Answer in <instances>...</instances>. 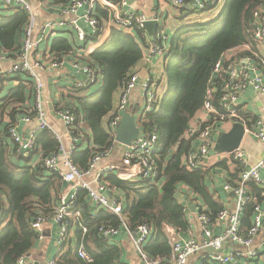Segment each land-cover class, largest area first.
Instances as JSON below:
<instances>
[{
	"label": "trees",
	"instance_id": "16d2710c",
	"mask_svg": "<svg viewBox=\"0 0 264 264\" xmlns=\"http://www.w3.org/2000/svg\"><path fill=\"white\" fill-rule=\"evenodd\" d=\"M217 2L200 11L187 5L178 9H182L186 15H191L211 9ZM260 8H264V0H224L214 19L184 24L170 37L164 56L167 91L161 98L159 110L139 117L138 121L141 132L149 134L156 130L157 145L153 157L158 165L159 178L163 177V181L153 184L150 180H122L114 171L106 172L102 176V180L111 188L123 192L122 217L128 229L135 230L140 224L152 227L153 235L143 246V251L150 258H159L163 263L168 261L170 245L163 232V223L181 232L189 230L184 208L176 199L177 186L184 183L199 191L203 186V175L200 171L188 170L182 164V157L193 146L192 139L185 138L184 133L195 112L202 109L209 85L214 89V103L217 104L225 73L222 71L215 76L214 64L227 51L256 42L252 36L250 21L253 12ZM26 21L27 14L20 7H0L1 50L12 53L18 49V46L14 45L15 37L23 35ZM133 30L137 31V35L141 32ZM54 47L57 52L62 50L64 55L72 50L68 43L63 44L61 41L55 42ZM142 57L143 52L136 36L113 28L107 40L94 49L89 57L91 65L102 75V87L86 95L88 87H71L72 91L65 96L67 100L63 105L71 109L76 117L74 128L81 122L83 127L91 130L95 142L101 145L81 154L83 167L77 164L73 151L72 160L79 168L88 167L90 156L95 150L107 149L113 143V136L102 128V117L112 107L113 92L121 88L132 68ZM230 63L223 60L224 68ZM12 79L18 80V84L11 86L0 99V264H17V259L30 251L37 238L36 232L31 228V221L37 214L50 216L60 201L63 189V182L57 172L48 171L37 162L20 165L9 158L11 149L13 155L18 153L15 151L16 147H11L12 144L7 140L8 127L33 89L32 78L23 73L1 76L0 83L2 85L4 81ZM211 80L213 81L210 82ZM5 117L9 118L8 122H5ZM206 125L207 123H203L201 127ZM81 131L77 126L74 133L82 138ZM36 142L41 148L45 146L52 149V153L59 146V142L49 130H42L36 137ZM33 152L34 150H31L29 155ZM25 161L29 162L30 159ZM250 184L256 185L249 182L247 187ZM249 191L255 201L246 204L243 209L242 231H246L251 224L253 205L261 203L260 194L264 189L254 186ZM72 211L79 212V218H71L70 225L76 227L78 238L83 240L89 258H80L76 249L67 245L65 239L55 255L57 264H117L119 248L105 240L99 234L98 228L102 225L118 227L121 224L120 219L104 208L96 207L95 211L83 189L76 192ZM207 214L212 220L217 215L210 212ZM82 226L86 229L85 232ZM211 263L206 260L201 262Z\"/></svg>",
	"mask_w": 264,
	"mask_h": 264
},
{
	"label": "built area",
	"instance_id": "2783aa9c",
	"mask_svg": "<svg viewBox=\"0 0 264 264\" xmlns=\"http://www.w3.org/2000/svg\"><path fill=\"white\" fill-rule=\"evenodd\" d=\"M129 0H68L64 6L59 7L62 15H73L74 18L70 24L77 32V40L81 45L76 46L67 54L61 57L47 55L41 59L36 52L42 42L48 36L56 31L64 22L48 19L46 22L37 26V13L35 5L30 0H0L1 8L20 7L27 14V21L23 29L22 42L20 47L12 53L0 49V62L3 60L11 61L8 73H23L32 78L35 86V104L34 112L37 119V127L27 136H23L17 129L16 123L19 121L28 122L31 115L25 113L21 118L14 119L8 127V135L16 146L18 154L23 155L31 151L36 144L37 131L50 130L59 142L55 152L40 158L37 163L48 171L57 172L63 183L70 184V190L61 193L60 201L54 208L50 216L37 214L31 221V228L36 232V240H41V230L43 225L52 220L57 226V246L60 248L66 239L70 227L71 218L78 219L79 212L72 211L76 192L79 189L86 191L88 201L95 204L97 208H104L115 214L121 221L120 226H105L98 228L99 234L105 239L118 233L119 228H124L132 238L134 246L139 252L141 260L145 264H187L188 259L202 251L203 249L219 250L225 240H229L241 247L240 250H233L227 254L215 252L210 255V261L216 264H225L234 260H252L257 257L258 251L253 247L255 236L264 232V213L259 204L255 203L252 210L251 224L245 232L241 230L242 212L246 204L255 201L253 194L247 189L249 182L260 184L263 179L260 176V170L264 167V159L254 165H247V156L240 147L230 153H226L234 162L241 166L239 182L236 185L225 183L223 188L231 190L236 198L235 208L232 212L223 209L219 211L214 220L209 214L200 212L198 219L202 226L203 242L199 244L193 236L182 237L179 231L173 226L163 223V232L170 245V253L166 263L161 262L159 258H150L144 251L143 246L153 235V229L150 225L140 224L135 230H129L123 220V202L115 195L113 189L102 180V176L109 171H114L116 176L122 180L144 181L150 180L162 182L163 177L159 178L158 165L155 162L153 154L156 150L157 133L154 129L149 134L140 130L138 137L129 145H125L124 154L120 165L107 166L103 170H98L97 166L101 159L109 156L115 141V128L118 125L121 116L129 109V98L132 90L140 81L139 74L132 70L119 89L118 103L116 109L112 112L108 122V132L113 136V143L107 149L95 151L89 159L88 167L79 168L72 160V153L76 149L79 137L74 133V121L76 117L68 107H61L57 114L63 120L64 125L71 134V146L65 148L62 144L61 136L54 131L45 119V113L42 108L41 92L43 81L41 74L49 72L54 68L62 67L65 63L73 66L77 72L82 74V78L73 80L74 88H85L96 84L100 78L99 70L91 65L89 61L90 54L94 51V37L100 32L99 18L97 8L105 9L110 18L111 25L115 29H136L144 30V23L147 20L159 21V16L153 14L146 16L129 9ZM217 0H171L173 8H181L185 5L197 11L205 10L208 6L215 4ZM252 36L255 41L264 40V8L253 12L251 21ZM85 26L88 31L83 28ZM169 40L168 34L162 30L156 31L150 42V53L159 57L166 54V43ZM237 48V47H236ZM235 49V48H234ZM233 50V49H231ZM230 50V51H231ZM66 55H72L65 58ZM223 56L214 64L213 72L217 76L220 72L225 73V79L222 84L221 92L214 103L213 87L210 85L206 89L205 98L202 105V111L206 115L208 125L204 127L188 126L184 133L185 138L192 139V147L186 153L182 164L188 170H194L202 164L210 154L215 143L214 131L218 122L237 121L245 123L239 118L237 105L239 95L246 89L251 88L255 92L264 94V75L255 73L256 69L264 66V61L260 65L247 66L243 63L231 64L224 68ZM251 72H254L251 75ZM4 76V75H2ZM211 80L210 82H212ZM157 80L151 75H146L141 81L142 104L139 110L140 116H145L149 112L159 110L161 95L158 90ZM250 132L258 140H264V122L257 119L254 122L253 129ZM226 220L225 228L219 233L214 234L211 225L213 221ZM83 232L86 231L82 226ZM59 251V250H58ZM77 255L80 258L88 259L89 256L82 244L77 248ZM58 253V252H57ZM31 253L22 254L17 259V264H31ZM264 259V254H263ZM44 264H57L56 257L49 258Z\"/></svg>",
	"mask_w": 264,
	"mask_h": 264
},
{
	"label": "crops",
	"instance_id": "0c3cea01",
	"mask_svg": "<svg viewBox=\"0 0 264 264\" xmlns=\"http://www.w3.org/2000/svg\"><path fill=\"white\" fill-rule=\"evenodd\" d=\"M30 1H32L36 8L37 26L43 25L48 19L64 22L59 28H56V31L53 34L48 36V38L40 44L36 52L37 56H39L41 59H44L49 54L54 56L63 55L62 50H59L57 52L56 48L54 47L55 42L61 41L63 42V44L68 43L72 49H74L78 45H81V43H79L77 40V32L75 28L70 24V21L74 18V16L62 15L60 13V10L58 9V6H64L68 0ZM128 4L129 9L132 12H137L146 16H152L153 14H157L159 16L157 31L162 30L164 33L168 34L169 40L166 43L167 50L170 42V37L181 26L188 23L190 24L198 22H208L214 19L221 10L224 4V0H218L216 6L209 10L191 15L184 14L182 9L179 10L178 8H173V6H171V0H129ZM97 15L99 18L100 33L98 34L97 38L94 39L93 48L95 49L99 48L107 40L111 30L113 29L111 25V18L105 9L98 7ZM83 28L85 29V31H88V28H86L85 26H83ZM123 31L126 33L134 34L136 36V40L137 42H139L143 52L142 59L135 64L132 70H136L138 72L140 81L146 75H151L154 79H156V84L158 85V90L160 91V95L162 98L167 91L166 77L164 73L165 57H159L150 53V42L152 41L154 35L151 36L145 29L139 32V35H137V31L133 29H125ZM21 42L22 36L20 37V35H17L15 37L14 45H17L19 48ZM252 45L243 44L231 51L229 50L223 55V59L226 61H230L231 63L229 65L237 63H243L247 66L260 65V62L264 61V40L256 41ZM71 56L72 55H66L65 58H69ZM10 65L11 61L9 60H3L0 62V77L6 74H14L8 73ZM254 72L262 73L264 75V66H261L260 69H256ZM254 72H251V75ZM41 77L43 81L41 99L42 108L45 113V119L51 126V128L58 134H60L62 144L65 146V148H70L72 144L71 134L64 125L61 117L57 114V110L65 106L63 105L67 100V97L65 96L72 91L73 88L71 87H73V80L82 78V74L80 72H77V70L67 62L62 67L54 68L49 72H43L41 74ZM140 81L137 83L130 94L128 109V111H136L135 117L137 125L140 116L139 110L142 104V90ZM18 82V80L12 79L10 81H4L2 85L0 83V99L7 93V90L11 86L17 85ZM101 87L102 75H100V78L96 84L88 87V89L85 91V95L92 94L98 91ZM81 94L82 92L79 93V95ZM118 96L119 90L116 89L112 94V107L102 117L101 125L106 132H108V122L111 114L116 109ZM34 104L35 86L33 82L32 94H30L28 99L22 104L20 112L16 113V115L14 116V119H18L23 117L25 113H29L31 115V120L28 122L19 120L18 122H15L16 129L23 136H27L37 127V119L35 116L36 114L33 110ZM79 112L81 113L80 110ZM237 113L239 115V118L245 122L244 124L242 123L245 127V132L239 147L245 151V154L247 156V165H254L264 159V140H258L250 132V130L253 129L255 120L261 119L264 122V94L255 92L251 88L246 89L239 95ZM4 120L5 122H8L9 118L5 117ZM235 122L237 121L218 122L214 131L215 138L220 132L229 131L233 123ZM203 123H207L206 115L202 111V109H200L195 112V114L189 121L188 126L200 127ZM77 126L78 128L80 127V130L82 129V138H80L76 133L79 137V140L76 149L74 150V157L77 164L80 167H83V160L80 159L81 154L84 151L86 152V150L88 149L93 150L99 148L101 147V145L95 142L91 130L83 127L81 125V122ZM77 126L74 128V130L77 129ZM41 131L42 130L37 131L36 137H38ZM84 134L86 135L83 136ZM7 140L12 144L10 145L11 147H13V145L15 146L10 137H8ZM124 147L125 145L117 141L114 142L109 156L101 159L98 163V170H103L107 166L111 165H120L122 156L124 154ZM32 150H34L32 155H29V152H31L29 151L23 154V157H20V155L18 154L13 155L11 149V152H9V158L14 163H18L20 165L34 164L39 161L40 158L52 153V149L45 148V146L41 148V145H39V143L37 142ZM184 156L182 157V160ZM88 158L89 157H87V160ZM25 159H30V161L27 162L25 161ZM194 170L200 171L202 173L203 186L201 190L196 191L184 183L178 184L176 199L183 206L189 221L188 231H178L182 237L193 236L197 239L199 244H202L204 238L202 233V226L198 219L199 213L210 212L213 214H217L223 209L227 210L228 212H232L234 210L236 204L235 195L231 190H225L223 186L225 183H229L233 186L238 184L241 166L238 163L234 162L225 152H216L212 148L207 159ZM260 176L263 179V182L254 186L262 190L264 189V167L260 170ZM254 186L250 184L247 189L251 190ZM70 187V184L63 183L62 194L66 193L67 190H70ZM113 191L115 195H117V197L122 200L123 192L116 189H113ZM260 197L262 199L259 205L264 213V192L260 194ZM90 204L95 207L96 211L95 204L92 202H90ZM226 223V220L221 222L216 220L213 221L211 225L213 233L219 234L225 228ZM244 230L245 229H243L242 232H245ZM76 231V227L71 224L67 232L66 244L69 245L72 249H76L77 251L79 245L82 244L84 246V243L82 239L78 238ZM41 235L43 236V238L41 240H36L35 244L29 251L32 256L31 264H44L47 259L55 257L58 250L60 249L57 246L56 242L57 226L52 220L47 221L43 225ZM109 242L119 248L120 254L118 259L116 260L117 264H145L141 260L139 252L133 244L132 238L128 235L127 231L124 228H119L118 233L113 235L110 238ZM253 247L258 251L256 258L252 260L238 259L227 262L225 264H264V232H260L255 236ZM240 249L241 247L239 245L232 243L229 240H225L218 252L227 254L228 252H232L233 250ZM213 253L215 252L210 249H203L197 254L191 256L188 259L187 264H201L203 260L212 262L210 261V255H212ZM211 264L215 263L212 262Z\"/></svg>",
	"mask_w": 264,
	"mask_h": 264
},
{
	"label": "water",
	"instance_id": "95a60500",
	"mask_svg": "<svg viewBox=\"0 0 264 264\" xmlns=\"http://www.w3.org/2000/svg\"><path fill=\"white\" fill-rule=\"evenodd\" d=\"M145 30L152 36L158 29L157 20H147L144 23ZM135 110L126 111L122 114L118 125L115 128V141L123 144L129 145L133 140H135L139 133L140 128L137 125ZM245 132V127L241 122L233 123L232 127L227 132H220L215 138V143L213 150L216 152L230 153L234 149L240 146L242 137ZM214 252H218L210 249Z\"/></svg>",
	"mask_w": 264,
	"mask_h": 264
},
{
	"label": "rangeland",
	"instance_id": "374dc122",
	"mask_svg": "<svg viewBox=\"0 0 264 264\" xmlns=\"http://www.w3.org/2000/svg\"><path fill=\"white\" fill-rule=\"evenodd\" d=\"M197 13H199V12H197ZM197 13H194V14H197Z\"/></svg>",
	"mask_w": 264,
	"mask_h": 264
}]
</instances>
